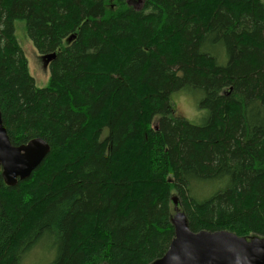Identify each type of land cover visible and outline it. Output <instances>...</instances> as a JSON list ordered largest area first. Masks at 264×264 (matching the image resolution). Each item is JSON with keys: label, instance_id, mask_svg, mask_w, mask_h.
<instances>
[{"label": "trees", "instance_id": "1", "mask_svg": "<svg viewBox=\"0 0 264 264\" xmlns=\"http://www.w3.org/2000/svg\"><path fill=\"white\" fill-rule=\"evenodd\" d=\"M111 1L0 0L3 123L13 145L51 148L17 186L0 174V264L45 239L52 264H154L174 197L193 232L264 238V0ZM17 22L57 55L45 88ZM181 88L202 94L205 124L176 114Z\"/></svg>", "mask_w": 264, "mask_h": 264}, {"label": "water", "instance_id": "2", "mask_svg": "<svg viewBox=\"0 0 264 264\" xmlns=\"http://www.w3.org/2000/svg\"><path fill=\"white\" fill-rule=\"evenodd\" d=\"M56 56H43L44 67H49ZM50 151V145L42 138L13 145L0 110V174L7 186L15 187L19 181L28 180ZM173 203L175 237L167 253L154 264H264V238L239 237L229 231L193 232L176 197Z\"/></svg>", "mask_w": 264, "mask_h": 264}, {"label": "rangeland", "instance_id": "3", "mask_svg": "<svg viewBox=\"0 0 264 264\" xmlns=\"http://www.w3.org/2000/svg\"><path fill=\"white\" fill-rule=\"evenodd\" d=\"M111 6L116 5L115 1H111ZM129 5H131L134 9L140 10L144 6L145 0H127ZM16 26V36L19 41L20 46L22 47L26 58L28 60V66H29V72L31 76L35 79L36 85L39 88H45L50 81L51 77V71L50 68H46L43 66L42 57L39 55L38 51L36 50L33 43L29 40V38L26 36L25 30H24V23L17 22L15 24ZM119 50L122 52L124 51V48L118 47ZM213 52L215 55L218 56L219 61L221 64H224L226 62L225 58V51L223 46H217L215 49H213ZM117 55L113 58L116 60ZM111 62L106 61L101 64L100 67L106 68ZM202 96V94H200ZM175 104L179 105L186 110L188 109L189 105L186 102V99L182 95H177L175 99ZM206 112V118L203 120L200 124H194L197 126H201L205 124L207 118H208V112L203 109ZM51 239L41 242V244L37 245L33 250H31L22 260L21 264H52L55 260L57 253L55 247H51Z\"/></svg>", "mask_w": 264, "mask_h": 264}, {"label": "clouds", "instance_id": "4", "mask_svg": "<svg viewBox=\"0 0 264 264\" xmlns=\"http://www.w3.org/2000/svg\"><path fill=\"white\" fill-rule=\"evenodd\" d=\"M177 95H182L185 97L186 102L189 105L187 110L175 104ZM202 99L203 97L200 95V93L193 88L177 89L175 92L169 95V103L175 107L176 114L190 124H200L206 118V112L200 107V102Z\"/></svg>", "mask_w": 264, "mask_h": 264}, {"label": "bare ground", "instance_id": "5", "mask_svg": "<svg viewBox=\"0 0 264 264\" xmlns=\"http://www.w3.org/2000/svg\"><path fill=\"white\" fill-rule=\"evenodd\" d=\"M52 54V53H51ZM44 66V65H43Z\"/></svg>", "mask_w": 264, "mask_h": 264}, {"label": "flooded vegetation", "instance_id": "6", "mask_svg": "<svg viewBox=\"0 0 264 264\" xmlns=\"http://www.w3.org/2000/svg\"><path fill=\"white\" fill-rule=\"evenodd\" d=\"M49 68V67H48Z\"/></svg>", "mask_w": 264, "mask_h": 264}]
</instances>
